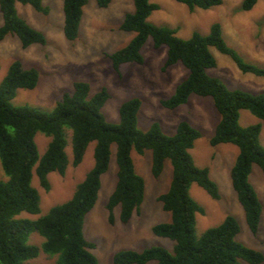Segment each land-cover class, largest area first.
Here are the masks:
<instances>
[{
    "label": "trees",
    "instance_id": "trees-1",
    "mask_svg": "<svg viewBox=\"0 0 264 264\" xmlns=\"http://www.w3.org/2000/svg\"><path fill=\"white\" fill-rule=\"evenodd\" d=\"M99 7H106L111 0H95ZM187 5L207 9L222 0H176ZM29 4L46 14L48 7L42 0H0L2 23L0 40L7 35L18 37L21 46L44 44L45 36L30 26L17 13L16 3ZM257 0H242L241 9L250 10ZM87 0H62L63 33L68 40L77 37L83 6ZM159 5L151 0H133V10L123 16L119 29L132 31L134 35L122 47L107 54L111 67L120 74L125 62L143 63L141 47L148 37L153 47L166 45V57L161 65L164 72L170 65L180 62L188 70L166 99L160 103L165 108H175L185 103L190 94L210 96L220 117L210 138V144L231 143L237 146V154L230 169V181L243 209L250 231L258 230L261 204L249 181L252 165L260 167L264 174V146L259 134L261 123L246 126L239 124V111L247 109L264 122V94L241 89H229L218 78L209 75L207 68L216 60L210 47L229 55L243 73L264 76V66L243 60L229 46L219 22H213L209 31L202 34L193 31L188 38L176 34L175 27L157 25L148 16ZM38 81V71L26 68L14 60L0 82V166L7 180L0 179V264H32L31 260L43 251L56 256L54 264H98L91 251L95 244L83 235V219L93 207L101 185V175L107 170L111 145L116 144V182L106 202L108 221H115L114 208L119 206V220L127 223L134 212L138 213L144 196V179L135 172L131 150L142 153L151 150V173L158 177L165 159H169L172 174L168 189L157 196L162 208L170 213V220L154 224L151 229L157 236L173 241V250L150 246L142 250H119L113 255L114 264H237L243 259L250 264L260 263L263 254L235 239L239 225L232 215L208 227L199 236L194 232L196 214L204 208L189 194L190 184L195 182L212 198H219L218 186L207 167L195 164L190 149L200 136V131L186 120L178 122L172 135L165 134L159 123L152 122L146 130L137 126V113L141 105L138 97L123 101L119 106V122L105 120L100 109L109 98L106 87L88 97L89 84L74 81L73 92L64 93L51 111L45 112L28 105H14L11 100L18 88L32 89ZM70 130L73 166L78 165L91 141H94V164L84 178L77 183L72 196L53 205L49 210L30 219L19 217L21 211L37 213L40 195L31 184L33 172L41 187L48 191L47 174L65 173L68 164L65 146ZM41 132L50 137L43 154L39 156L35 134ZM264 201V198H263ZM36 231L43 237L40 246L28 242V236Z\"/></svg>",
    "mask_w": 264,
    "mask_h": 264
},
{
    "label": "rangeland",
    "instance_id": "rangeland-1",
    "mask_svg": "<svg viewBox=\"0 0 264 264\" xmlns=\"http://www.w3.org/2000/svg\"><path fill=\"white\" fill-rule=\"evenodd\" d=\"M159 5L148 16V21L157 25H167L177 29L176 34L188 38L193 31L206 34L213 22H219L225 42L243 60L264 66V0H257L250 10H242V0H222L221 4L202 9L189 10L187 5L176 0H151ZM48 7L46 14L37 11L29 4L16 3L17 13L33 28L42 32L45 43H33L22 47L15 35H7L0 40V82L10 63L19 60L24 67H34L38 71V81L34 88H18L11 100L14 105H28L40 111H51L56 101L64 93L73 92L74 81L82 80L89 84L88 97L102 87H106L109 98L100 111L106 121L119 122L120 104L132 97L141 101L137 113V126L146 130L156 121L162 131L172 135L181 120H186L200 131V136L190 149L196 165L207 167L210 178L216 182L219 198H212L202 187L193 182L189 187L190 196L203 208L204 213L196 214L194 232L199 236L208 227L219 224L226 215H232L239 225L235 239L240 243L260 251L264 256V174L256 164L252 165L249 181L253 185L261 204L258 230L253 234L247 226L243 209L230 181V169L237 154V146L231 143L210 144V138L219 120L213 99L210 96L190 94L187 101L169 109L160 100L171 96L175 86L188 74L180 62L170 65L164 72L161 65L166 57V45L153 47L148 37L141 53L143 63L125 62L120 65V74L111 67L110 54L124 46L134 35L132 31L119 29L123 16L133 10V0H111L106 7H99L95 0H87L83 6L77 37L68 40L63 33L62 0H42ZM2 16L0 12V24ZM210 51L216 64L207 68L209 75L218 77L227 88L241 89L251 93L264 94V76L243 73L233 59L211 46ZM239 124L246 126L261 123L259 139L264 146V122L247 109L239 111ZM65 152L68 158L63 175L56 171L47 174L49 190L39 184L35 173L31 184L40 195L39 211H21L19 217L36 219L45 214L53 205L69 199L78 182L93 166L94 141H91L81 162L73 166L71 134L68 130ZM50 137L41 132L35 134L39 156L45 151ZM116 144L111 145V156L107 170L101 175V185L93 207L83 219V235L94 242L91 251L98 264H114L113 255L119 250H142L150 246H161L173 250V241L157 236L151 227L159 222L170 220V213L162 208L157 196L168 189L172 168L165 159L158 177L151 173V150L138 153L131 150L134 169L144 179V196L138 213L134 212L127 223L119 220V206L113 210L114 223L108 221L106 202L116 182ZM0 179L7 180L0 166ZM43 237L36 231L28 236V242L40 246ZM57 255L49 256L40 251L31 260L32 264H54ZM148 261L146 264H153ZM237 264H250L238 259ZM258 264H264L263 260Z\"/></svg>",
    "mask_w": 264,
    "mask_h": 264
}]
</instances>
